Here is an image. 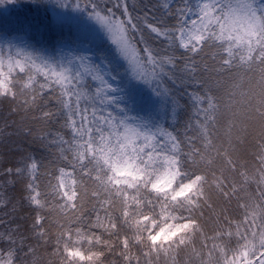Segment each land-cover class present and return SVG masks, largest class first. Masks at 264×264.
Listing matches in <instances>:
<instances>
[{
  "label": "snow or ice",
  "instance_id": "1",
  "mask_svg": "<svg viewBox=\"0 0 264 264\" xmlns=\"http://www.w3.org/2000/svg\"><path fill=\"white\" fill-rule=\"evenodd\" d=\"M35 2L89 23L52 54L0 36V101L56 181L40 190L32 153L6 170L36 215L31 237L0 233V264L37 246L55 264H264V0Z\"/></svg>",
  "mask_w": 264,
  "mask_h": 264
},
{
  "label": "trees",
  "instance_id": "2",
  "mask_svg": "<svg viewBox=\"0 0 264 264\" xmlns=\"http://www.w3.org/2000/svg\"><path fill=\"white\" fill-rule=\"evenodd\" d=\"M48 21V16L34 13L28 15L25 11L9 10L8 13L0 15V30L9 34H23L35 48L43 46L49 51H52L59 44H73L76 41L80 24L62 22L50 25ZM104 45L107 46L105 42ZM119 71L123 74L124 67L120 65ZM11 109L12 105L9 102L0 101V197L3 198V205L0 206V233H6L11 229H19L24 236L31 237L32 224L36 215L35 206H29L27 201L23 199L26 194L24 192L25 180L14 175H8L6 170L9 168L15 169L23 156L32 153L37 157L44 158L45 167L40 169L38 180L41 186L40 190L50 192L49 182L51 181L54 185L56 181L49 175L52 168L48 165L47 153L40 151L35 145L31 144L30 138L15 134L16 124L13 122L18 123L20 115L13 114ZM37 127L40 126L37 125ZM249 132L250 135L240 148L243 159L251 157L250 151H254L252 146L255 143V130L249 129ZM208 214L205 211L207 227L211 229L214 225H209L213 223H211ZM207 215L208 217H206ZM210 215L212 219L216 214L211 213ZM29 242L35 245L34 239ZM2 246L3 244H0V247ZM51 253V246H37V264H55L56 258ZM20 255L22 260L27 261V264H31V256H24L23 253ZM110 259L114 258L110 257Z\"/></svg>",
  "mask_w": 264,
  "mask_h": 264
},
{
  "label": "rangeland",
  "instance_id": "3",
  "mask_svg": "<svg viewBox=\"0 0 264 264\" xmlns=\"http://www.w3.org/2000/svg\"><path fill=\"white\" fill-rule=\"evenodd\" d=\"M9 10H14V11H25L28 13V15L31 14H36V15H41V16H48L49 17V24L53 25V24H58V23H62V22H76L80 25H86L89 22L86 21L84 18L76 16L75 14L72 13H65L62 12L60 9L54 8L52 4L48 3V2H40L37 3L35 2V0H17L16 3H12V4H0V15L8 13ZM33 11V12H32ZM64 16L67 19L61 21L58 20L57 17H61ZM94 27L96 28V30L98 31L99 35L101 36V38L103 39V41L107 44V48H111L114 49V45L112 44V40L108 37V35L106 33L103 32V30L100 29L99 25H94ZM0 36H3L5 38H12V37H23L24 39H26L27 41H29L25 35L23 34H9L7 32L1 31L0 30ZM64 44H68V43H64ZM35 48V47H34ZM37 50H39L40 48H35ZM49 54H52V51L48 50ZM122 67H124L123 62H121L120 64ZM250 130H254L253 128H249ZM252 149L254 150V146H252ZM252 150L250 151V155L252 154ZM247 160L251 161V157H249ZM252 189H255V185H252ZM213 204V207L215 208V214L220 212V209L222 207H225L224 203L222 202V200L217 199L214 195L212 198V201L210 202ZM231 210H235V201L232 202L231 205ZM207 213H209V219L212 221L211 223H213L215 217H213L212 219L210 218V214L213 212L211 210H207ZM208 215L206 217H208ZM212 217V216H211ZM211 226H213V224H209Z\"/></svg>",
  "mask_w": 264,
  "mask_h": 264
}]
</instances>
